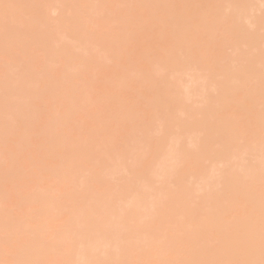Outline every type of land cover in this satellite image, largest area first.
I'll use <instances>...</instances> for the list:
<instances>
[{"label": "bare ground", "instance_id": "6f19581e", "mask_svg": "<svg viewBox=\"0 0 264 264\" xmlns=\"http://www.w3.org/2000/svg\"><path fill=\"white\" fill-rule=\"evenodd\" d=\"M215 1H221L223 7L209 9L208 2L213 3L214 0H182L181 5L186 4L191 8L197 3L193 12L187 13L179 10V4L173 3L172 0H136L132 5L128 4L121 14L120 18L125 22V33L122 36L115 35L110 44L103 45L99 51L106 55L113 52L118 56L125 51L128 55H133L131 61L133 66L139 64L137 56L146 61V72L143 73L152 77L149 79L152 90L143 93L151 119V123H145L148 128L146 132L157 128L155 134H146L148 139L154 138V143L150 142V145L156 148L155 155L184 154V157L196 164L191 169H185L173 162L157 172L130 165L131 178L141 179L135 191L127 186L134 180L125 181L123 177H119L117 182L113 183L101 178L100 172L98 174L96 172L97 181L104 180V183L110 184L117 190L114 200L111 199L110 194L99 195L90 187H86L74 194L68 190L64 197L52 199L49 205L40 208L43 217L54 209L59 213L73 216L63 222L64 225L61 227L63 230L59 235L67 242L71 240V243L76 241L83 244V256L88 257L94 253L95 259L87 264H203L205 259L214 260L215 264H264V168L258 170L253 160L243 162L240 152L236 151L233 165L225 169L227 170L225 173H231L232 177H225L223 169L215 170L214 163L218 158V160H226L224 166L227 159L232 158L229 154L233 148H229L235 137L231 135L225 139L229 134V121L217 122L214 104L210 103L201 108V116L197 117L191 113V107L187 108L183 99L177 95L176 84L165 77L191 62L196 68L203 69L207 73L197 76V85L202 83L200 82L202 78L213 79L218 75H227L230 80L217 82L216 86L218 92L216 101H223L226 97L222 94L228 91L227 85L237 88L238 84L253 81L250 80V76H264L262 71L264 53L257 46L258 29L255 28L258 27L259 31L264 29V12L254 15L255 27H244L243 17L250 7L251 0ZM49 2V0L41 2L0 0V51L4 50L6 39L11 36L15 39L17 51L28 52L41 36L40 27L46 19L45 12ZM98 2V0H81L79 6L83 9L82 14L68 13L61 19L66 21L68 18L67 21L70 23L77 22L76 25L73 23L74 26L89 30L87 28L92 20L111 18L110 11L107 13L94 10ZM212 11L222 13L227 21L235 25L231 43L242 54L243 57L240 58L245 60L244 65L239 62L241 60L235 59L227 68V65H222L219 57L210 54L215 49L216 40L220 38L217 35L220 27L216 24ZM195 12L197 15L192 16ZM195 20L197 21L193 27L191 22ZM171 29L173 34L169 35ZM54 30L55 27L52 33ZM54 37V34H51L50 46L58 54L66 53L65 43L53 45ZM82 37L83 35L78 32L77 38ZM11 38L9 39L12 40ZM93 41L99 43L98 40ZM201 41L205 42L199 47ZM148 43H151L154 49L153 56L145 51ZM20 47L23 49L20 50ZM67 63L70 66L68 75L70 80L87 75V70L78 68L80 63L78 60L75 61L73 55ZM158 64L162 67L159 68ZM46 70L47 67L44 65L41 73ZM2 74L4 78L0 84L3 85V89L5 88L3 96L6 95L7 99L0 94V101L2 98L7 100L6 103L1 101L5 103V107L7 106L6 109L13 105H21L14 120L8 118L9 121L7 113L1 111L2 115L3 113L5 115H0V118L2 117L0 147L5 150L3 140L7 138V131L14 128L15 124L28 129V135L22 134L25 143L30 139L34 141V138H39L43 130L32 129L37 119V114L33 110L38 103L36 100L39 94L27 87L24 80L25 72L18 71L12 76L5 70ZM254 92L260 95L256 98L257 105L262 106L261 111L256 112V116L264 117V90L257 89ZM117 102L115 106L122 105L120 100ZM174 104H179V112L171 108ZM247 106L244 98L239 99V109L242 112H245ZM157 110L163 113L158 123L155 116L161 113H156ZM107 129L105 124L100 122L99 135L104 136ZM187 133L192 135L187 137ZM49 136L51 137V132ZM161 147H164L163 150ZM164 149L166 151L170 149V152L167 153ZM249 149L253 150L252 147ZM8 150L5 157L9 163L6 166L0 164V182L11 179L12 165L16 163L12 151L10 154ZM1 152L0 150V156L3 155ZM95 153L96 149L91 142L87 145L71 135L65 138L54 136L48 155L60 157L52 173L57 184L62 185L64 180L70 178L68 170L79 169L90 161ZM38 159L41 157L36 160ZM211 173L214 174L218 187L212 191L210 197L196 194L193 182L186 184L187 174L192 175L196 180ZM152 177L156 182H162V185L156 188L158 195L155 197L151 194V190L155 189ZM30 195L33 194L29 193L28 196ZM92 197L94 201L89 202ZM123 198L126 199L125 206H118L117 200ZM74 200L80 201L83 205L79 211L73 209L74 202H71ZM0 212V218L6 214V212L2 214L1 209ZM161 220L169 221L170 224L162 226ZM120 223H127L140 239L150 242L151 249L146 257H142L146 250L141 242L134 241L135 243L131 242V244L127 242L128 232L123 233L124 227L119 225ZM180 233H182L180 240L184 241L180 253L185 254V257L174 255L178 250L173 249V244ZM44 249H47L45 245L30 251L29 254L22 251L21 264H33V260H38L37 264H39L44 257L42 254L50 258L45 254L47 250ZM78 254L74 248L63 249L61 260H56L55 264H80L79 260V263L76 262L79 258ZM25 255L29 257L23 258Z\"/></svg>", "mask_w": 264, "mask_h": 264}, {"label": "rangeland", "instance_id": "374dc122", "mask_svg": "<svg viewBox=\"0 0 264 264\" xmlns=\"http://www.w3.org/2000/svg\"><path fill=\"white\" fill-rule=\"evenodd\" d=\"M36 1L41 2L42 0ZM49 1L45 12L46 19L40 27L41 36L28 49V52L17 51L15 39H12L11 36L6 39L4 50L0 51V81L4 78L2 73L5 70L12 76L18 71L25 72L24 80L27 87L39 94L36 100L38 103L33 110L37 114V119L33 123L32 129L34 131L40 128L43 130L40 137H36L38 140L34 138V141L30 139L25 143L22 134L25 136L28 129L15 124L14 128L7 131V138L4 137V139L6 138L3 140L5 150L0 147L3 152V155L0 156L1 166H6L9 163L5 157L8 147L10 149L8 151L10 154L12 151V156L16 159V163L12 165L11 179L7 182H0V209L3 211L2 214L6 212L0 218V264H21L22 251L29 254L30 251L41 248L43 245L47 247L44 251L47 250L45 254L50 258L42 254L44 257L39 264H55L56 260H61L63 249L70 248H74L79 253L76 262L79 260L82 264H87L95 259L94 253L88 257L83 256V244L76 241L71 243V240L67 242L64 237L59 235V232L63 230L61 228L64 225L63 222L73 216L68 213H59L57 209H54L43 217L40 208L49 205L52 199L64 197L68 190L74 194L86 187H90L99 195L110 194L113 199L117 190L110 184L104 183V180L97 181L96 175L99 172L101 178L113 183L117 182L119 177H123L125 181L134 180L127 186L135 191L141 183V179L131 178L130 165L157 172L173 162L185 169H191L196 164L184 157V154L170 156L158 153L155 155L156 148L150 145V142L154 143V138L148 139L146 134H155L157 128L146 132L148 128L145 123H151V119L149 109L145 106L143 93L152 90L149 84V79L152 77L143 73V71L146 72V61L137 56L139 64L133 66L134 64L131 62L133 55H128L125 51L120 56L114 55L113 52H109L110 55L99 52L103 45L110 44L115 35L122 36L125 33V22L120 17L123 9L128 4L132 5L136 0H98L94 10L107 13L110 11L111 18L92 20L87 28L89 30H82L78 26H74L73 23L76 25L77 22L70 23L67 21L68 18L66 21L62 20L63 16L68 13L73 15L83 13V9L79 6L81 0ZM172 1L179 4V10L187 13L193 12L197 5L194 3L191 8L186 4L181 5L182 0ZM250 3V7L243 17L242 26L244 27H255L253 24L254 15L264 12V0H251ZM207 7L221 9L223 3L214 0L213 3L208 2ZM221 14L218 11H212V16L220 27L217 32L220 38L216 40L215 49L210 54L219 57L222 65H227V68L234 63L235 59L241 60L239 62L244 65L245 60L240 58L243 57L242 54L231 43L235 25L227 21ZM196 15L195 12L192 16ZM196 21L191 22V26ZM54 27L56 30L52 33ZM255 28L258 29L257 46L264 53V29L259 31L258 27ZM78 32L83 35L81 39L77 38ZM51 34L55 36L52 41L53 45L66 44V53L58 54L53 50L50 46ZM172 34L173 30L171 29L169 35ZM93 40H98L99 43L96 44ZM204 42L201 41L199 47L203 46ZM146 46L148 47L145 50L146 53L153 56L155 52L151 43ZM22 49L20 47V50ZM71 55L75 57V61L78 60L80 63L79 69L88 71L87 75L77 76L73 80L69 79L70 66L67 61H70ZM232 59L234 60L232 61ZM44 65L47 70L41 73ZM158 66L162 67L160 64ZM219 71L223 72L221 69ZM262 71L264 73V69ZM203 74H207L206 71L196 68L191 62L165 77L176 84L177 95L183 99L187 108L191 107V113L197 117L201 116V108L210 103L214 104L217 122L229 121V134L225 139L231 135L235 137L229 148H233L229 154L232 158L227 159L226 166H224L226 160H218V158L214 163V169H223L225 177H232L231 173H225L227 171L225 169L227 166L233 165L236 151L240 152L243 162L253 160L258 166V170L264 168V144H262L264 117L257 118L256 116V112H260L262 106L257 105L256 98L260 95H256L254 92L257 89L264 90V76H250V80L253 81L238 84L237 88L227 85L228 91L222 94L223 97H226L225 100L216 101L217 82H227L230 77L218 75L213 79L202 78L200 81L202 83L197 85V76ZM4 92L5 88L3 89V85L0 84V94L3 96ZM3 98L7 99V96L5 95ZM243 98L248 105L244 109L245 112L239 109V99ZM5 99L3 102L6 103ZM117 100H120L122 105L115 106ZM1 103L0 106L3 109L0 107V112H6L9 116L7 119L14 120L21 105H13L6 109L5 103L2 105ZM178 106L179 104H174L171 108L179 112ZM2 112L0 115L4 116L5 113L2 115ZM156 113H161L155 116L158 123L163 113L160 110H157ZM175 114L177 113L175 112ZM100 122H103L108 128L104 136L99 135ZM12 125L14 124L12 123ZM155 126L158 127V125ZM50 132L51 137L49 136ZM68 135L79 138L87 145L88 142H91L96 153L79 169L68 170L70 178L64 180V183L59 186L52 173L60 157L48 154L51 151L54 136L65 138ZM190 135L192 134L187 133V137ZM250 147L253 150H250ZM161 148L163 150L164 147ZM170 149L165 151L168 153ZM44 154L45 156H43ZM38 157L41 159L36 160ZM96 172L97 174H95ZM185 179L188 180L186 184H189L190 181L195 184L193 187H196V194L208 197L218 187L213 173L196 180L192 175L187 174ZM152 181L155 183V189L151 190V194L155 197L158 195L156 188L160 187L162 182H156L154 177H152ZM29 193L33 195L28 196ZM93 201L94 197L89 200V202ZM71 203H73L74 210L79 211L83 207L80 201L74 200ZM125 203V198L117 200L118 206L124 207ZM160 223L162 226L170 224L169 221L162 220ZM119 225L124 227L123 233L128 232L127 242L131 244V242L139 241L145 246L146 252L142 254V257H146L151 249L150 242L140 239L127 223ZM181 235L182 233L178 235L175 244H173V249L178 250L174 255L185 257V254L180 253L184 246V241L180 240ZM28 257L23 256V258ZM37 261L33 260V264H37ZM203 264H215V261L205 259Z\"/></svg>", "mask_w": 264, "mask_h": 264}]
</instances>
